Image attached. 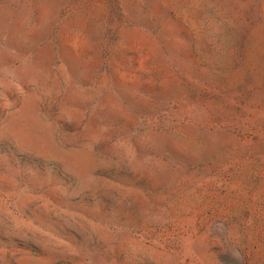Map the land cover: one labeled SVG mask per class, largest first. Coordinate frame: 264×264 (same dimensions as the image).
<instances>
[{
    "label": "rangeland",
    "instance_id": "374dc122",
    "mask_svg": "<svg viewBox=\"0 0 264 264\" xmlns=\"http://www.w3.org/2000/svg\"><path fill=\"white\" fill-rule=\"evenodd\" d=\"M0 264H264V0H0Z\"/></svg>",
    "mask_w": 264,
    "mask_h": 264
},
{
    "label": "trees",
    "instance_id": "16d2710c",
    "mask_svg": "<svg viewBox=\"0 0 264 264\" xmlns=\"http://www.w3.org/2000/svg\"><path fill=\"white\" fill-rule=\"evenodd\" d=\"M224 103H225L224 104L225 105V109L232 108L233 104L235 106V103H231L229 101L224 102ZM232 161H233V159L231 160L230 163H221V164L218 163V164H214V163H212V161H208V163H204V164H201L200 163V164H197V165H195V169H194L195 175L198 178L206 179V178H208V172H210V169L213 168V167H215L216 165H217L215 167V169H216L215 173L216 174H218L219 172L223 171L226 167H229L230 168V171H231L232 170V167L234 166L232 164L233 163ZM192 163H198V162L194 161ZM192 163H189L188 161H179V162L175 163L173 165V167L176 170H180V169L187 170L192 165ZM210 175L213 178L216 177V175H213L211 173H210ZM233 183H234L233 180H230V183L227 185L226 188L231 189Z\"/></svg>",
    "mask_w": 264,
    "mask_h": 264
}]
</instances>
